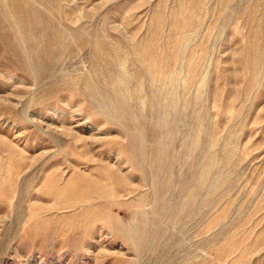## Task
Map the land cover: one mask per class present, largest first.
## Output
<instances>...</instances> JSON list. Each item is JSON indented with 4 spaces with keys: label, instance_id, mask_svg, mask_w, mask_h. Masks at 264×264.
Wrapping results in <instances>:
<instances>
[{
    "label": "rangeland",
    "instance_id": "1",
    "mask_svg": "<svg viewBox=\"0 0 264 264\" xmlns=\"http://www.w3.org/2000/svg\"><path fill=\"white\" fill-rule=\"evenodd\" d=\"M0 264H264V0H0Z\"/></svg>",
    "mask_w": 264,
    "mask_h": 264
}]
</instances>
